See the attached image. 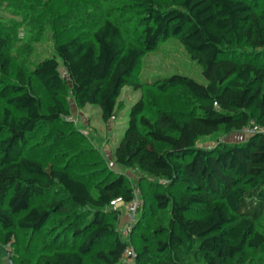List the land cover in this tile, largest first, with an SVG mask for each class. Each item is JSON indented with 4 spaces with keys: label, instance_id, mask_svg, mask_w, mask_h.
I'll return each mask as SVG.
<instances>
[{
    "label": "trees",
    "instance_id": "obj_1",
    "mask_svg": "<svg viewBox=\"0 0 264 264\" xmlns=\"http://www.w3.org/2000/svg\"><path fill=\"white\" fill-rule=\"evenodd\" d=\"M141 6L136 40L126 39L116 23L97 20L57 43L55 55L30 76L18 67L12 80L0 33V245L15 241L16 230L39 232L57 213L73 210L74 220L83 222H74L70 246L12 264H84L107 238L112 246L95 256L119 264L127 243L117 234L118 210L110 202L133 200L128 178L109 172L89 190L66 167L43 163L24 148L38 126L69 115L68 95L79 107H98L103 122L113 118L121 89L139 88L141 58L169 37L198 64L201 81L172 74L153 85L160 92L184 88L199 104L186 112L158 109L151 117L138 100L129 110L114 162L147 181L155 224L153 248L142 245L136 263L239 264L246 248L264 246V61L230 51L241 43L254 55L264 53V9L255 10L250 0H142ZM31 78L48 104L34 93ZM251 123L255 131L240 143L197 146L201 138ZM79 209L88 212L84 218Z\"/></svg>",
    "mask_w": 264,
    "mask_h": 264
},
{
    "label": "rangeland",
    "instance_id": "obj_2",
    "mask_svg": "<svg viewBox=\"0 0 264 264\" xmlns=\"http://www.w3.org/2000/svg\"><path fill=\"white\" fill-rule=\"evenodd\" d=\"M142 0H0V33L6 40L5 52L10 56L9 80L16 69L22 67L26 74L44 59L55 55V46L67 37L86 32L97 20L108 19L116 23L128 40H136L140 30L139 18L143 15ZM252 7L264 9V0H250ZM90 13V19L85 17ZM93 20V21H92ZM236 58L264 61L261 51L255 55L244 44L230 48ZM254 55V56H253ZM187 75L201 81V70L176 38L169 37L158 43L157 48L145 54L136 70L139 88L123 87L116 100L115 116L107 122L100 117L96 106L79 107L68 95L65 100L69 115L56 124L38 126L24 148L25 154L51 162L57 167H66L74 177L85 182L89 190L106 177L109 172L124 174L136 193L139 206L130 233L123 235L128 226L125 208L118 210L117 234L134 251V256L123 254L119 264H137L136 254L142 245L153 248L155 228L150 205V189L147 181L137 170L125 169L114 162L113 151L128 122L130 108L142 100L145 115L153 116L158 109L191 111L199 101L181 87L158 91L153 83L163 76ZM34 93L43 105L50 102L42 87L31 78ZM5 105L0 99V108ZM253 123L240 132L229 135L215 134L201 138L197 146L212 148L218 145L240 143L255 131ZM73 210L69 214L57 213L49 217L42 229L33 233L16 230V239L9 245H0V264H12L13 258L27 257L33 260L37 254L51 249L68 247L73 242ZM83 218L86 210L78 211ZM78 242V240L76 241ZM112 246V238L105 239L88 255L84 264H104L95 256L99 250ZM239 264H264V246L253 250L246 248L239 256Z\"/></svg>",
    "mask_w": 264,
    "mask_h": 264
},
{
    "label": "built area",
    "instance_id": "obj_3",
    "mask_svg": "<svg viewBox=\"0 0 264 264\" xmlns=\"http://www.w3.org/2000/svg\"><path fill=\"white\" fill-rule=\"evenodd\" d=\"M133 194H134L133 200L130 201V202H128V203H125L120 198L115 199V200H113V201L110 202V206L112 208H116V207H119V206H122V207L125 208L126 219L128 221V226H125V228L122 231L123 235H125V236H127V234L130 233L132 223L135 221L136 210H137V208L139 206V201L136 198L135 191L133 192ZM123 254L125 256H128V257L129 256H134V251H133L132 247H129V245H127V247L125 248Z\"/></svg>",
    "mask_w": 264,
    "mask_h": 264
}]
</instances>
